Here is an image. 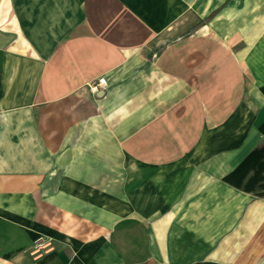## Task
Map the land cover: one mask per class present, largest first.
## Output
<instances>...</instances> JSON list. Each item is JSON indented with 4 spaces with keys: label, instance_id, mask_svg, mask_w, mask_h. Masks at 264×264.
I'll use <instances>...</instances> for the list:
<instances>
[{
    "label": "crops",
    "instance_id": "1",
    "mask_svg": "<svg viewBox=\"0 0 264 264\" xmlns=\"http://www.w3.org/2000/svg\"><path fill=\"white\" fill-rule=\"evenodd\" d=\"M263 145L264 0H0V264H264Z\"/></svg>",
    "mask_w": 264,
    "mask_h": 264
},
{
    "label": "trees",
    "instance_id": "2",
    "mask_svg": "<svg viewBox=\"0 0 264 264\" xmlns=\"http://www.w3.org/2000/svg\"><path fill=\"white\" fill-rule=\"evenodd\" d=\"M223 181L244 192L264 197V145L252 150Z\"/></svg>",
    "mask_w": 264,
    "mask_h": 264
},
{
    "label": "built area",
    "instance_id": "3",
    "mask_svg": "<svg viewBox=\"0 0 264 264\" xmlns=\"http://www.w3.org/2000/svg\"><path fill=\"white\" fill-rule=\"evenodd\" d=\"M106 84V80L103 76L97 78V82L96 84L92 87V90L95 92V91H100L103 89V87L105 86ZM40 245V244H39Z\"/></svg>",
    "mask_w": 264,
    "mask_h": 264
}]
</instances>
